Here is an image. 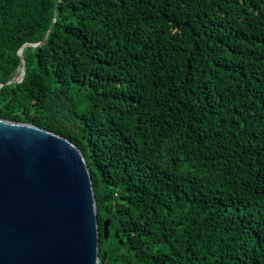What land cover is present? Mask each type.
<instances>
[{
    "label": "trees",
    "instance_id": "1",
    "mask_svg": "<svg viewBox=\"0 0 264 264\" xmlns=\"http://www.w3.org/2000/svg\"><path fill=\"white\" fill-rule=\"evenodd\" d=\"M25 45L0 118L81 149L99 264H264V0H0V85Z\"/></svg>",
    "mask_w": 264,
    "mask_h": 264
},
{
    "label": "water",
    "instance_id": "2",
    "mask_svg": "<svg viewBox=\"0 0 264 264\" xmlns=\"http://www.w3.org/2000/svg\"><path fill=\"white\" fill-rule=\"evenodd\" d=\"M28 45L19 52L18 75L0 90L25 79ZM109 227L107 220L106 239ZM99 263L97 200L81 149L54 132L0 118V264Z\"/></svg>",
    "mask_w": 264,
    "mask_h": 264
}]
</instances>
